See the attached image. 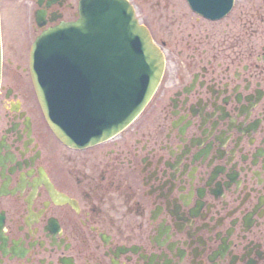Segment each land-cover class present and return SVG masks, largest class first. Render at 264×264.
<instances>
[{
  "label": "flooded vegetation",
  "instance_id": "af4514ba",
  "mask_svg": "<svg viewBox=\"0 0 264 264\" xmlns=\"http://www.w3.org/2000/svg\"><path fill=\"white\" fill-rule=\"evenodd\" d=\"M80 1L0 0V264H264V0H237L225 24L129 0L161 80L121 132L73 147L29 63Z\"/></svg>",
  "mask_w": 264,
  "mask_h": 264
},
{
  "label": "water",
  "instance_id": "95a60500",
  "mask_svg": "<svg viewBox=\"0 0 264 264\" xmlns=\"http://www.w3.org/2000/svg\"><path fill=\"white\" fill-rule=\"evenodd\" d=\"M233 1L187 0L208 19L224 17ZM163 66L162 52L127 0H88L86 10L82 0L76 21L37 37L30 60L49 127L63 143L79 147L126 127L155 91Z\"/></svg>",
  "mask_w": 264,
  "mask_h": 264
},
{
  "label": "rangeland",
  "instance_id": "374dc122",
  "mask_svg": "<svg viewBox=\"0 0 264 264\" xmlns=\"http://www.w3.org/2000/svg\"><path fill=\"white\" fill-rule=\"evenodd\" d=\"M231 21V16H229V17H227V18H225V19H223V21H221L223 24H225L226 22H230ZM194 22V16L193 15H190L189 17H188V23H193ZM154 33H155V35H156V30H154ZM157 35L158 36H160V32L159 33H157ZM156 35V38L159 40V38H158V36Z\"/></svg>",
  "mask_w": 264,
  "mask_h": 264
}]
</instances>
